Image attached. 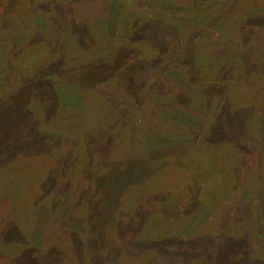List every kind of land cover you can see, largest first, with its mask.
<instances>
[{
	"label": "trees",
	"instance_id": "1",
	"mask_svg": "<svg viewBox=\"0 0 264 264\" xmlns=\"http://www.w3.org/2000/svg\"><path fill=\"white\" fill-rule=\"evenodd\" d=\"M76 1L27 0L26 3L24 0L21 1V6L24 5L22 6L24 9L28 8L25 11L26 22L35 21L47 29L50 28L48 31L50 39H43L40 32L36 31L34 41L21 48L15 45L18 59L14 57L9 60L12 68L3 81L6 87H0V110H3L0 113V131L4 133V137L0 138V204L6 201L4 197L8 194L9 189L5 184L16 183L18 180L23 210L27 206L30 207L32 202L30 203L29 198L36 197L39 204L49 203L53 207L52 216L55 224V240L50 246V259L30 246L18 253V262L22 260L21 264H53L54 256L56 264H77V246L83 238L81 231L77 229L81 230L80 225L83 224L82 227L86 226L90 235L89 241H86L90 264H264V241L261 240L262 238L264 240V211L259 210L257 206H254L256 230L253 249L250 248L246 236L240 234L238 230L239 218H233L226 230L219 228L214 234L212 232L204 234L203 240L188 241L177 238L170 232V221L174 217L172 213L169 221L164 223L159 218L161 211H150L149 219H145L146 216L141 219L139 231L134 235L128 232L132 222L129 218H133V214H123L124 219L120 220V228L116 226V217L123 206L119 203L115 205L116 199L118 198L119 202L122 196L123 200L127 201L130 191L139 188L144 179L139 173V166L144 165L148 173H151L149 167L153 164L148 165L146 161L135 159L133 162L135 179H129L133 177L131 170L124 171L122 178H118L119 175L113 172L116 163L112 162V159L117 158L109 154V146L103 142L104 138L100 134L101 123L108 122L109 131L115 122L117 125L110 130L109 135L127 136L130 142L128 150L134 154H141L145 130L142 117L136 112V117L134 121L130 120L129 127L122 126L124 121L128 120L127 108L123 106L124 108L116 111L115 107H112L114 99L110 101L105 92L97 88L100 80L90 81L86 87L85 97L80 95L81 92L70 93L67 86L71 82L69 77L73 74L85 70L83 75H86L88 70L98 67L101 63H104L105 67L99 71L100 78H108L104 84L117 86L119 82L117 71L126 69L123 78L129 85V92L134 93L136 90V94H140L141 90H144L142 95L151 99L154 105L157 104L155 108L159 112L161 99L177 98L178 101V97L183 94L181 90L177 88V91L175 90L165 73L171 67L178 68L198 92L193 101H198L206 109H209V104L216 103L214 118L207 130L202 151L196 152L195 155H206L209 147L218 144L228 130L237 129L234 130L236 136L231 134L237 143L230 144L228 141L230 158L228 164L226 162L219 164L216 170V179L220 181L218 184H227L229 186L227 189H233L242 168L258 164L256 152L264 151V70L250 65L248 50L249 44L258 39L260 30H264V15L241 20L237 18L239 15L234 16L235 10L239 7L238 0H229L231 2L226 15L224 14L221 20L217 19L219 22L216 25L210 24L208 29L201 33L190 27L188 21L180 24L181 19L185 18L190 22L188 14L193 7H186L179 13L177 8L157 9L158 6L153 5L144 7L141 1L139 3L138 0H134L131 7L126 8L121 15H118V7L111 8L109 11L117 19L118 16L121 19L120 24H126L127 29L122 30L125 36H130L135 42L143 43V36L146 37V34L150 33L148 27L154 20L177 27L174 31L178 39L175 40L180 41L181 45L163 48L161 43L166 44L165 40H159L158 37L155 39L153 36L157 33H153L152 40L145 43H150L158 51L156 60L149 65H146L148 64L146 60L139 64L133 63L138 66L137 73L129 75L127 68L131 64L125 60L128 52H131L127 50L128 48L117 46L116 55L114 50L107 46L103 48V53L110 51L115 59L123 56L124 60L119 59L118 62L112 59V65L107 63L109 59L106 57H109V54L92 53L96 60L91 64L90 61L94 57L86 60L84 56L91 55L85 50L77 49L79 44H83L73 37L70 29L76 24L72 19L71 7ZM100 1L103 5L111 2L115 4V0ZM211 1L201 0L202 3ZM122 4L125 3L122 1ZM20 13L18 12L19 22ZM232 15L234 20L227 24ZM216 28L228 29L227 32L236 35L235 40L233 38L226 44L225 42L209 44L207 43L209 41H204ZM82 29L84 32L89 31L88 27L83 26ZM217 33L223 35L226 32ZM101 41L92 35L88 39L87 49L96 51ZM212 46L215 50L210 53L208 50ZM80 50L86 54L81 56ZM213 62L217 63V67L212 65ZM132 66L129 68H133ZM161 66L163 69H160ZM157 69L161 70L158 74ZM245 79H252L253 85L245 84ZM13 83L16 85L18 83V90L9 87ZM15 92H18V107L14 111H6L7 104L9 106L11 102L17 100L14 98ZM100 95L105 97L104 102ZM132 97L131 94L129 96V93H125L118 100L120 106L122 104L137 106L136 99ZM93 104L98 107L95 111L91 109ZM40 127L48 128L50 131H61L71 138L66 140L57 138L40 131ZM103 127L106 128L105 125ZM242 137L244 140L240 141ZM262 155L264 158V152ZM8 156L11 163L3 167L2 160ZM175 162L179 165L180 159ZM262 165L264 167V162ZM163 171L170 174L174 168L172 165H166ZM228 172H231V175L224 180ZM205 180L211 182L213 177ZM80 182L90 185L94 191L85 201L86 204L74 200L73 190H76ZM204 184L205 182L201 180L198 189ZM198 191L196 201L205 195L203 199L210 203L209 207L214 205V202L211 203L213 199H210V193L198 194ZM169 194L172 195L168 196L174 195L173 198L179 201L177 192L172 191ZM105 200L108 201L107 205L104 206V212H100L99 207L103 204L101 201ZM110 207L115 210L112 211ZM137 210L139 209H135ZM177 214L180 215L181 212ZM104 219L105 227L100 231L99 226ZM0 221L1 239L21 236L22 222L18 223V227L5 229L3 220ZM215 223L217 224V221ZM63 232L66 234L63 235ZM102 234H105V237ZM112 236H116L117 241Z\"/></svg>",
	"mask_w": 264,
	"mask_h": 264
},
{
	"label": "rangeland",
	"instance_id": "2",
	"mask_svg": "<svg viewBox=\"0 0 264 264\" xmlns=\"http://www.w3.org/2000/svg\"><path fill=\"white\" fill-rule=\"evenodd\" d=\"M21 1L22 0H0V87L5 86V82L3 83V81L6 79L9 69L12 68L9 60L18 57V50L15 51V45L21 48L28 42L34 41L36 31L40 32L43 39H50L48 33L50 28L47 29V27H44L42 24L35 21L26 22L27 17H25V11L28 8L25 7L24 9L22 7L24 5L21 6ZM26 1L27 0H24L25 3ZM122 1L125 4H122ZM133 1L134 0H115V4L111 2L108 5L107 3L103 5L100 0H77L72 3V19L75 20L76 24L71 26V33L74 38L78 39V41L83 44H79L77 49L85 50L90 55L92 53H102L104 55L109 54V57H104L108 58L109 61L107 63L112 65V59H115L114 56H112L110 51L103 53V48L107 46L111 50H114L115 54L117 46L121 45L131 51L128 52V57H126L125 60H127L128 63L131 64L130 66H132L134 65L133 63L139 64L144 60L148 61V64L146 65H149L152 61L156 60V54L158 51L153 48L150 43H145L146 41L150 42L152 40L151 37L153 36V33H157L158 35L153 36L155 39L158 37L159 40H165L166 44L161 43L163 48L165 46L168 48L170 45H181L180 41L175 40L177 34L174 30H176L177 27L158 20H154L150 27H148V31H150L152 35L147 33L146 37L143 36V43L132 41L130 36L126 37L122 31L127 29L126 24H120L121 19H119V16L117 19V17L109 10L118 7V15H121L126 8L131 7L130 5L133 4ZM140 1L144 7L153 5L156 7L158 6L157 9L177 8L179 13L186 7H193L190 9V14H188L190 22L185 18V20L181 19L180 24L188 21L190 27L196 28V32L201 33L203 30H207L210 24L214 23V25H216V23L222 19L224 14L226 15L231 2L229 0H212L210 3H202L201 0H138L139 3ZM238 2L239 7H237L234 13V16L239 15L237 18L244 20L264 15V1L238 0ZM20 6L22 8H20ZM18 12H21L19 15L20 22L18 20ZM146 15L150 16V14ZM234 16L232 15V17L227 20V24L228 22H230V24L232 23ZM217 19L219 20L216 21ZM140 20L143 22L141 18ZM62 22H59L60 25ZM83 26L85 28L88 27L89 31L84 32L82 29ZM227 30L216 28L210 32V36L204 41H209L207 42L209 44H218V42H222V44L225 42L224 44H226L234 37L236 38V35H232L230 32H227ZM217 31H225L226 33L220 35ZM92 35L93 37L95 36L102 40L96 51L87 49L88 39ZM248 48V50H250V65L252 64V67H261V69L264 70L263 29L260 30L258 39L254 43L251 42ZM213 50H215V48L212 46V48H209L208 52L212 53ZM79 53H81V56L86 54L81 52V50ZM91 57L94 56H84L86 60H91ZM119 59L124 60L123 56ZM119 59H115V61L118 62ZM94 60H96L95 57L90 63L92 64ZM212 65L217 67L216 62H213ZM103 67H105V64L101 63L98 67L88 70L89 72L87 71L86 75H83L85 70H82L69 77L71 82L67 86L70 88V93L81 92L80 95L82 94V97H85L86 87H88L90 81L100 80V84L98 83L97 88L104 91L105 96L110 98V101L114 99L112 100V107H115L116 111H119V109L124 107L127 108L128 113L122 110L128 115V120H123L124 123L122 126L128 128L130 120L133 119L134 121V117H136L135 113H140L145 127V130L143 131L144 144L142 145L141 154H134V152L128 150L130 142L127 136L121 135V137H118L116 135H109L110 130L117 125L115 122L112 125L113 127H110L109 131V123H101L102 127L100 130H102L100 134L104 138L103 142L107 143V146H109V154H113L117 158H115L116 160L112 159V162L115 161L116 163L113 167V172L119 175L117 176L118 178H122V173L124 171L131 170L130 172L133 171V177H130L129 179H135L136 174L133 170L135 168L133 165V162L136 161L135 159L146 161L148 165L151 163L153 164L149 167L151 173H148L144 165L139 166V173L142 174V177L144 176V179L141 181V186H139V188L136 187L135 189H132V192L130 191L127 201H124L121 196L118 202L116 196L117 199L115 205L119 203L120 206H123L120 208L119 215L116 217L115 225L117 224L116 226L120 228V220L124 219L123 214H133V218H129L132 222L128 232L134 235L139 231V225L142 221L141 219L145 216V219H149L150 211H161L159 218L164 223L167 222V220L169 221L170 214L172 213L174 217L170 221V232L175 237L188 241L191 239L203 240L204 234L208 232L214 234L216 233L214 231L219 228L226 230L230 227L233 218H239L238 230L240 234L246 236L250 248L253 249L254 233L256 230L254 226L256 209L254 206H257L259 210L264 211V167L262 165L264 162L262 152L264 151L259 153L260 150H258V152H256L258 153V157L255 155V158L257 159L256 162L258 164L242 168L240 175L238 173V176L240 177L238 178L237 176L238 180L235 181L233 189H227L229 187L227 184L219 185L218 183H220V181L216 179V170L218 169L219 164H224V162L228 164L230 159L228 156V141L230 144L232 142L237 143L236 139L231 136V134L236 136L234 130L237 131V129L232 128L231 131L228 130L226 136L222 138L218 144L213 147L211 146V148L209 147V151L206 155H195L196 152L200 153V151H202L201 149L204 145L205 138L207 137V130L211 126L214 118L216 103L209 104V109H206L200 105L198 101H193V99H196L198 92L183 77L178 68L171 67L169 71L164 72L174 85L175 90L177 91V89H179L183 94L178 97V101L177 98L161 99V103H159L161 109L157 112L155 108L157 104L154 105L151 99L142 95V92L144 94V90H141L140 94H136V90L134 93L129 92V85L125 82V78H123L126 69L117 71L119 82L117 83V86H112L104 84L105 80L108 78H100L99 71ZM129 67L127 68L129 75H131V73H137L136 69H138V66L134 65L132 66L133 68ZM161 68L162 66L160 69ZM160 69L156 70V74L161 72ZM115 70H117V68ZM16 75L18 77V72ZM121 78L123 79L121 80ZM9 80L10 78L7 79V81ZM244 82L249 86L254 83L252 79H245ZM15 85L16 84L13 83L9 87L13 90H15V88L18 90V83L16 87ZM125 93H129V96L131 94L133 96L132 98L136 99L138 105L135 107L131 105H123L121 100L122 106H120L118 100H120ZM14 98L17 100L11 102L9 106L7 104L6 111H14L16 107H18V92H15ZM100 98H102V102L105 101L104 96L100 95ZM96 108H98L96 104H93L91 109L95 111ZM2 112L3 110H0V113ZM104 113L106 114V111H104ZM227 117L228 116H226V118ZM126 119L127 118H125V120ZM104 125L106 128L103 127ZM40 131L63 140L71 138L68 134L61 131H50V129L44 127H40ZM237 133L239 134V132ZM2 137H4V133L0 131V138ZM256 139H258V136ZM243 140L244 138L242 137L240 141ZM13 146H15L14 143ZM9 158V156L4 157L1 163L3 167L11 163ZM177 159H180L181 166L175 162ZM166 165H172L174 171H172V173L170 172V174L163 171V168ZM142 171H146L147 173L143 174ZM230 175L231 172H228L225 175L226 178L224 180L229 178ZM208 177H213V180L211 182L205 180V178ZM201 180L204 181L205 184L198 189V183ZM118 183L120 184L119 179ZM5 185L8 186L9 190L7 197H4L6 201L0 204V220H3V223L6 225H4L3 228L9 229L11 227H18V223L21 222L23 224L21 223V236H14V238L11 239L5 237L2 239L0 238V264H21L22 260H19L18 262V253H20L22 249H27L30 246H33L39 251V253L46 255L47 259H50V246L55 240V224L52 216L53 207L49 203L39 204L35 197L33 199L29 198L30 203H32L30 204V207L27 206L25 207V210H23L21 206L22 192L18 185V180L16 183L10 182ZM156 189H158V191H156ZM73 191L74 200L84 204H86L85 201L88 200L94 192L90 185L81 182L80 184H77L76 190ZM172 191L177 192L180 202L176 198H173L174 195L173 197L168 196L172 195L169 194ZM197 191L198 194L210 193L211 197H209L211 200L213 199L211 203L214 202V205H212L214 208H212V206L209 207L210 203L203 199L205 195L202 196L203 198L196 201ZM122 200L124 201L123 204ZM177 201L179 205H177ZM101 202L103 204L99 209L100 212H104V206L107 205L108 201L105 200ZM110 209L112 211L115 210L113 207H110ZM135 209L139 210L135 211ZM178 212H181V214L178 215ZM69 215L70 213L67 215V219ZM216 221L217 224L215 223ZM212 222L213 226H211ZM1 225L2 223L0 221V229L2 227ZM78 225L80 224L78 223ZM82 225H80L81 230L77 229L79 232L81 231L80 233L83 237L81 239L82 241L80 240L77 246V264H90L88 261L86 244V241H89L88 239H90V235L87 227H82ZM99 227H101L100 231L105 227V219ZM82 230H84V232ZM2 231L4 230L2 229ZM65 234L66 232H63V235ZM102 235L105 237V234ZM113 238L117 241L116 236ZM261 240L264 241L263 238ZM62 252L64 253V250ZM62 257L64 256L62 255ZM53 264H56L54 256Z\"/></svg>",
	"mask_w": 264,
	"mask_h": 264
}]
</instances>
